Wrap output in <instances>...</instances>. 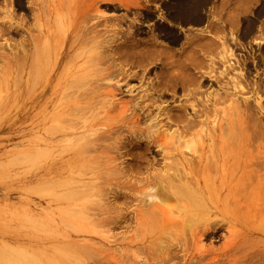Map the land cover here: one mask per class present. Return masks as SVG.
Returning <instances> with one entry per match:
<instances>
[{
	"label": "bare ground",
	"instance_id": "6f19581e",
	"mask_svg": "<svg viewBox=\"0 0 264 264\" xmlns=\"http://www.w3.org/2000/svg\"><path fill=\"white\" fill-rule=\"evenodd\" d=\"M34 1L36 2V0ZM48 1L50 2L51 7L50 10L48 9V16H45L44 19L45 21H49L50 24H57V26H54V31L56 28H60L55 32H52V29L49 26H46L47 28L45 30L40 29L41 25L36 23L37 20L34 19L36 21L33 22V24L36 23L34 29L37 28V31L40 29L38 31L39 36L45 34L47 39L45 38L46 40H43V38H40L41 41H44L42 43L40 39H37L39 36L30 37L29 43L32 44V49L31 52H29V56H26L27 54L24 55L23 58L17 60L18 62L14 60L17 63V66L18 63L19 66H23V62H25L28 70L26 72L30 81V84L28 83L29 87L33 85V88L34 86H37V81H43L41 91L38 95L33 96V100L30 101L32 102L33 109L32 138L30 143L32 153L30 154H32L31 156L34 158H31V161H38L42 155L45 157L47 152L51 151L50 147L53 146V143L56 141H59L60 143L63 142V144L64 141H72L76 147H67L69 153L68 155L66 154L68 158L65 163L67 161L69 164H71V162L76 163L78 160L77 170L72 166L68 168L44 167L45 169L42 172L51 175V177H58L62 174L75 175L74 173H78L76 175L80 178L88 177L86 179L88 182H83L79 185L78 191H81L82 189L83 192L88 191L89 189L90 191H98L100 195H102L101 198L104 194L103 191L108 187L111 188V186H113L114 188H124L122 191H125L126 189L128 192L121 191L116 194V191H118L116 190V195L112 194V205L106 203L109 205L106 206L104 203L103 209L98 207L101 205H98L97 207L101 210L93 209V207H91L92 211L94 210L96 212L97 210L99 213L98 216L100 215L99 217H101L100 222L97 223L99 224L98 226L106 227L104 225L108 226L111 224L113 226H118L125 222V216L118 213L121 216L115 214L117 215L116 218L109 217V211L111 212V209H116V207L125 205L128 198L131 199L133 197L132 199H134L135 193L132 194V191H134L135 188L133 186L129 187L125 178H135L143 174L144 172L142 171L146 169L149 170L150 166L147 161L148 159L145 158V154L147 151H150L152 147H155L159 152L158 154L162 156L161 159L165 162H162L164 166L161 165L163 166L161 168L163 170L158 169L160 171L152 172L153 176L150 174L153 182L158 181L159 187L155 191H149L146 195L144 194L147 191L142 195L139 193L141 196H146V199L144 197L145 201L142 202L143 204L141 202L139 204L142 205V207L138 205L140 208L134 213V218H132L134 219L133 222L135 221L134 224L138 227L139 232H136V228V234L129 235L125 238L123 237L121 244L114 242L113 245H118L119 247L125 246L131 251L134 249L135 253L133 254H135V256L140 250L142 258L139 264H264V155L261 162L257 157V155L262 156L259 154L256 155L257 158H253L254 160L250 157L245 158V153H248V144L250 146V142H252L251 139H254L250 138V135L253 136L251 133L253 129L248 135H244V133L241 132L242 129L239 126L242 125L245 118L237 123L236 119L239 116L237 118L234 117L237 112L240 113V111H237L239 109H237L234 111L236 113L231 115V118H233L232 120L231 118L229 119V127L225 130L227 128L226 121L224 122L225 113H221V115L224 116L223 118L218 113V116L222 119L218 118L216 113L218 110L214 108L218 102H221L220 99L223 98V96L218 97L219 95L215 93L212 98H209L204 96L200 91L211 70L210 66L205 62V57L208 49L214 48L215 45L212 42H204V37L199 39L196 48L200 58L198 64H193L191 62L194 57L192 52L193 42L191 38H187V35L184 36L185 40L182 42L183 49H181L183 50L182 55L184 57H182L184 60L182 58V62H180L174 59V53L169 49L162 48L154 50L158 44L155 42H146L144 44V40L142 42L141 39L140 41L136 37L135 39L134 36L130 34L131 32H129L120 36L122 40H120L117 45H112L113 47L110 46L111 48L108 46L110 50H107H109L110 53L107 54V56L104 54L101 56L98 54V49L101 48L102 40L100 39L101 41L98 42V32L96 31L98 23L95 21L100 17L103 19L104 16L102 17L97 14L99 17H93L90 10L88 8L85 9L86 6L82 8L85 10H81V12L78 13V0H72L74 1L73 3L69 1L71 6H68L71 8V11H67L64 14L60 13V11H63L64 9L63 0ZM205 1L206 0H198L197 2H191L189 0L178 1L171 7L174 11L172 12V9L170 10L171 13L168 15V18L170 21L179 22L185 25L186 23L199 24L202 20L200 10ZM18 4L22 5V1L19 0ZM68 6H66V9L68 8L69 10ZM168 7H170V5ZM257 12H255V14ZM41 14L42 13L40 12L38 16L41 17ZM109 19L110 18H106L105 20L109 21ZM112 20L114 19H110V21ZM230 20L235 19L232 18ZM22 22L25 24L24 21ZM253 22L248 20L244 26V37L242 39L248 37V34L251 33ZM37 24L40 25L39 28V25ZM45 24L50 25L48 22ZM15 25L12 26L16 27ZM261 25L263 26V23L260 24V26ZM12 26L10 25L11 28ZM22 27L24 26L22 25ZM28 27L27 29L29 30ZM261 28L260 30L258 29L260 33L257 31L258 35L255 36V38L260 40L257 41V45L261 44V40L264 39V27ZM23 29H25V27ZM28 30L25 29V31L30 34L28 35L31 36V33ZM31 31H33V29ZM136 33L138 32L136 31ZM114 34L117 35L118 33ZM118 35H120V33ZM165 35L167 36L168 34ZM170 37L172 42L177 43V35H171ZM21 44H23V42ZM21 44L20 46L22 47L23 45ZM102 45V47L106 49L105 46L107 45ZM241 48L244 47L241 45ZM262 48L264 49V44L262 45ZM222 49H224V47H222ZM107 50L105 51L107 52ZM20 54L23 56V50ZM239 55L240 56H238L236 60H233L234 64H229V68L231 70H235V67L236 69L238 68L236 71H239V74L237 75L242 81L240 82L244 84L246 83L245 81H250L249 79L246 80V75L249 77L248 74H246V72H248L247 68L245 71L246 64L249 63L248 61L246 63V60H248L246 58L248 56L245 57L244 54ZM257 59H259V57H257ZM19 61L22 62L21 65ZM5 63H8V61ZM19 66L18 70H21V72L18 73H20L19 76H21L24 66L22 68ZM13 68L15 67H12V69ZM262 68L264 69V64ZM154 69L157 70L155 71ZM194 70L199 73V77L194 76ZM9 73L11 72L9 71ZM150 73L152 74L151 79L146 77L148 76L147 74ZM27 74L25 75V80ZM251 80L252 82H249V85H251V92L258 97L257 101H255V98V105L253 106L257 110V113L262 114L261 110L263 105L259 101L260 98L257 93L262 89V92H264V83L260 78L257 79L256 77L254 81L253 78ZM134 81H137L138 86H135L134 83L132 84ZM245 86H247V84ZM34 91L37 90L35 89ZM178 91L181 94H179ZM177 93L182 99L179 101L177 100V103H179L176 104V106L172 105L171 108H168V104H165L166 100L169 99L170 102H174L177 99ZM46 95H48L49 98L52 97L60 101V103L59 101L57 102L59 103L57 107L58 109H56L57 115L55 112L53 113V119L51 118L52 121L56 119L58 121L56 122L59 123L60 126L56 123V127L51 128L52 123L49 119L48 121L51 123L49 126L50 128L48 127L49 129L46 126L45 113L44 111H40L41 108L40 106L38 107L37 102L38 98H44ZM197 95L202 98L199 102L194 100ZM124 97L128 98H125L126 100H124ZM191 101H196L197 103H192ZM188 103L189 105H187ZM235 103L237 104L238 102L236 101ZM235 103L233 102L234 105ZM40 105L42 104L40 103ZM55 105L56 104H54V106ZM50 107L52 108V106ZM45 108H48V106ZM252 108L253 107L251 106V109ZM97 109H102L103 112L100 111V113H105L103 114L104 116L99 114ZM188 110H190L189 114ZM211 112L214 114V118L210 123L208 122L210 126L205 130L201 127V129L193 131L192 127H194L197 122L198 124L202 123L203 120L200 118H207ZM40 113H42L41 115H44L42 118L43 120L40 119ZM241 113L243 112L241 111ZM106 115L109 116V121L107 120ZM189 115L190 117H188ZM250 115L251 114H249V116ZM48 116L51 115L48 114ZM240 116L242 115L240 114ZM252 119L254 120V118ZM54 122L53 126H55ZM224 124H226V128L223 129ZM238 124L240 125L238 126ZM170 126H176L182 131H178L176 136L168 135L165 132ZM255 128L258 129L259 127L255 126ZM244 130L245 128L243 127L242 131ZM123 131L126 132V136ZM176 132L177 130L175 133ZM122 133L124 135H122ZM175 133L172 132L171 134ZM202 136L209 137L208 144L199 143ZM186 137L188 138L184 140ZM245 140L248 144L243 142ZM70 142H67V145L65 146H70L71 144H68ZM262 142L264 143V140ZM254 144L255 142L251 145L253 148L256 147L253 146ZM62 147L63 146H61V148ZM253 148L251 149L253 150ZM249 151L251 152V150ZM60 152L63 153L62 150H60ZM261 152H259L258 149L257 153ZM124 155H127L126 158L130 157V159L128 158L129 161L126 160V162L128 161L129 163L127 162L126 167L119 168L121 165L119 166L117 162L120 161ZM252 156L255 157L254 153ZM61 160L59 161L64 163V161ZM32 163L33 162H31V164ZM119 164L122 163L119 162ZM123 164H125V162ZM179 164L182 165V168L179 167L181 168V173L179 170L175 169L177 167L176 165ZM46 165L48 166V163ZM117 165L119 166L118 169L115 168ZM176 170L179 172L178 174L176 173ZM37 180L36 182H38ZM78 180L79 182L81 181V179ZM141 180H143V178ZM174 180H176L175 183L173 182ZM155 182L153 183L154 185L156 184ZM132 187L134 189H132ZM155 187L156 186H154V188ZM216 189L222 191H213ZM92 191V195L96 194ZM101 192L103 194H101ZM77 193L81 196L80 192L75 191V194ZM81 194H86L81 196V198L84 197V200L80 199L78 201L81 202L80 205H83V208L85 207L82 209L86 211V209H88L86 206H90V201L87 202L89 204L86 203V201H88L86 199V197H88L87 192H81ZM72 195L70 197L75 198ZM96 195H98V193ZM135 199L137 200V198ZM142 200L143 198L141 201ZM82 201H85V206ZM170 203L173 205L171 204L172 206H170ZM167 204H169V207ZM79 209L80 208L78 207V211ZM92 211L86 212L89 214L91 212L92 215L94 214L93 217H96L97 214L95 215L94 211ZM79 213L80 212H78V214ZM87 213V216H83L80 213L82 217H79L80 214H75L82 220L85 218V220L89 219V221H91V217H88L89 215ZM103 215L105 216L102 217ZM98 216L94 218L97 222L99 221ZM16 217L13 218L15 219ZM27 218L28 217H24L23 219ZM30 218H28L30 221L23 220V223L29 222L30 225V222H36L32 217ZM41 222H39V225ZM36 223L38 227V222ZM45 224L46 223L43 225ZM35 226L36 225L34 224V227ZM68 226H71V224H68ZM33 228L31 230H34L35 232L41 230V227L38 230L35 229L36 227ZM93 228L94 226L92 228L90 227V229ZM25 229L27 228L25 227ZM44 229L46 230V228L42 226L43 231L41 230V233H44ZM90 231L94 232V230ZM47 232L49 231H45V233ZM97 232L98 234L100 233L99 231ZM13 233L17 234L16 231ZM25 233L26 231L24 234ZM103 234L101 232L100 235L105 237V234H107V237H109L108 233ZM21 236L24 237L22 234ZM27 239L30 240L29 237L26 238V240ZM37 243L38 242H36V244ZM54 243H56V241H54ZM5 246L6 249L10 248V246ZM26 248L27 247L23 250L27 251ZM16 249L15 251H19L21 248ZM9 250L11 251L12 249L10 248ZM52 250H54V248ZM55 250H57V252H60V250L63 251L62 248L60 250ZM116 250L119 249L116 248ZM41 251L39 254L42 255L39 256H32L33 254L31 253H28L31 256H24L21 255V251L20 253L14 252L15 255L12 253V256L10 252L5 255L3 251H0V253L4 254H0V264H76L78 260L75 261L76 255L73 254V256L75 255V258L72 257L70 254L71 251L62 252V254L65 255V258H63L64 256H62V258H60L61 256H49L46 255V253L43 254ZM24 253L26 254V252ZM68 253L72 258L66 257L69 256ZM131 256L133 257V255ZM107 258V255L102 253L98 258L91 260L90 264H110V261L108 262ZM88 260L90 261V259ZM118 262L112 261V264L123 263L122 260ZM81 263L87 264V261L86 263Z\"/></svg>",
	"mask_w": 264,
	"mask_h": 264
},
{
	"label": "rangeland",
	"instance_id": "374dc122",
	"mask_svg": "<svg viewBox=\"0 0 264 264\" xmlns=\"http://www.w3.org/2000/svg\"><path fill=\"white\" fill-rule=\"evenodd\" d=\"M18 1L19 0H0V248H1L0 251H3V253H5V255H7L8 252H10L12 254L14 252L20 253V251H21V255H24V256L25 255L29 256L30 254H28V253L33 254L32 256H39V255H42L39 253L41 250H43V251H45V252L41 251L43 254L46 253V255L57 256V257L61 256L60 258H62V256H64L63 258H65V255L62 254L63 251H66V252L71 251L70 254L72 255V257H74L76 255L75 261L78 259L77 263L80 262L79 264H84L81 262L86 263V261H87V264L88 263L90 264L91 260L98 258L99 255L103 253V254L107 255V257H108L107 259H108V262L110 261L109 262L110 264H112V261L118 262L121 260L123 261L122 264H136V263L139 264V262L141 261V258H142V256H141L142 254H140V252H141L140 250H139V252L137 251L138 253L136 252L137 253L136 254L137 257H136L135 254H133V253H135L134 249L131 251V250L127 249L125 246H120V247L118 245L114 246L113 243L115 242V243L121 244V240L123 239V237L125 238L129 235L136 234V232L138 231V227L135 226V224H134L135 221L133 222L134 219H132V218H134L133 217L135 215L134 213L137 212V210L140 208L139 206L142 207V205H139V204H140V202L142 203L145 201L144 197L146 199V196H144V195L148 194L149 191L150 192L155 191L159 187L158 181L157 182L154 181L157 184V185L156 184L154 185L153 179L151 177L153 176L152 172L163 170L161 168L164 166L162 164V162H164V160L161 159L162 156H160V154H158L159 152L155 147H152L150 151L146 152L145 158L148 159L147 161H148L149 166H150V167L148 166L149 170L146 169V170L142 171L144 173L139 175L141 177L137 176L135 178L134 177L125 178V181L128 182V184H129L128 186L129 187L133 186L135 188V190L132 191V194L135 193L134 199L137 198V200L132 199L133 197L131 199L128 198L126 200L125 205H121L120 207H116V209H114V208L111 209V212L109 211V214H111V215L108 214L109 217L111 216L113 218L117 217V215H115V214H118V213H120L121 215L123 214L125 216V218L127 219L126 220L124 218L126 223L124 222L122 224H119L118 226H113L112 224L108 225V226L104 225L106 227L98 226L99 224H97V223L100 222L101 217H99L100 215L98 216L99 213L97 210H96L97 213L94 210L93 211H94L95 215L97 214V216L99 217L98 222L96 219H94L97 216L93 217L94 214L92 215L91 212L89 214L86 211H92L91 207H93V209L101 210L104 208V203L106 206H109L110 204L112 205L111 200L113 199V195L120 193L122 191V189H124V188L115 187V188H117V189H115L113 186H111V188L114 189L113 190L110 187H108L107 189H105L103 191L104 194L101 192V194H103L102 198H101L102 195H100V193L98 191L96 192V191L91 190L93 193L94 192L96 194L98 193V195H96V194L92 195L90 189L89 190L87 189L88 191H85V192H87V196H88V197H86V199L88 200V201H86V203L90 201V206L87 205V204H89V203H87L86 207L88 209H86V211H85V210H83L85 207L83 208V205L81 206L80 205L81 202L78 200H80V199L84 200V197L81 198V196L86 195V194H81V192L82 193H85V192L82 191L83 189L81 191H78V187L83 182L87 183L88 181L86 179L88 177L80 178V177H78V175H76L78 173H74L75 175H73V174H62L58 177L57 176L51 177V175H47L44 172H42L45 168H50V167L68 168V167L72 166L73 168H75L77 170L78 160L76 163L71 162L72 165L69 164L68 161L65 163V161L68 158L67 157V155L69 153L68 148L71 146H72V148L76 147V145L73 144L72 141L71 142H70V140L67 141V142H70V143H68L69 145L71 144L70 146H65V145H67L66 141H64V144H63V142L60 143L59 141H56L53 144L55 146L56 145L57 146L55 147L53 145L54 147L53 146L50 147L51 151L47 152L48 157H47V155L45 157L42 155L44 157L43 158L40 155L41 158H39V160H38L39 162L35 161V160L31 161V158H33V156H31L32 154H30V153H32L30 143H31V138H32L31 133H32V122H33V119H32V116H33L32 110L33 109H32V102H30V101L33 100V98H34L33 96L38 95V93L41 91L42 86H43V81H41V80L37 81V83H36L37 86H34L33 87L34 89L32 88L33 85L31 87H29L30 81L28 79L29 77H28V74L26 72L28 70H27L25 62H23L24 67L21 65L22 60L19 61L21 66H19V63H18L19 67H21V68L23 67L25 69V70L22 69L23 71L21 73V76H19L20 73H18V72H21V70L20 71L18 70V66H17L16 62H18L17 60H20V58H23L24 55H26V54H27L26 56H29V54H30L29 52H31V49H32V46H31L32 44L29 43L30 37L39 36L38 31L40 29L45 30L47 28L46 26H49L53 32L54 31L53 29H55L54 26L55 25L57 26V24H55V23L50 24L49 21H45V19H44L45 16H48L47 14H48L50 7H51L50 6L51 4L48 0H36V2L34 0H31V2H30V0H21L22 1V5L20 4L21 6L18 4ZM63 1H64L63 2L64 9H63V11L61 10L60 13L64 14L67 11L68 12L71 11V8L69 7L71 5H70L69 1L71 3H73L75 0L74 1L63 0ZM178 1H182V0H178ZM178 1H176V0H174V1L173 0H78V13H80L81 10H85L86 8H88L93 17L98 16V15L102 16V17L104 16L103 19L100 17L98 20L95 21L98 23L97 27H96V31L98 32L97 38L99 39L98 42H100L102 40L101 41V48L98 49L100 52V53L98 52V54H100L101 56L103 54L105 56H107V54L110 53L109 52L110 48L117 45L120 42V40H122V38L120 36L125 35V33H129V32H131L130 34H132L134 36V38L136 37L139 41H140V39L142 40V42L144 40V44L146 42L147 43L155 42L156 44H158V46H156V48H154V50H158V49H162V48L163 49L164 48L169 49L171 52L174 53V59L177 61H180V62H182V58L184 57L182 55L183 50H181V49H183L182 42L185 40L184 36L187 35V38L188 37L191 38V40L193 42L192 52L194 54V57H193V60L191 59L192 60L191 62L193 64H198L199 58H200L199 54L197 53V48H196L197 41L199 39H201L202 37H204L205 38L204 42H206V43L212 42L215 45V47L208 49V52H207L206 57H205V62L207 65L210 66L211 70H210V73L208 74V78L206 77L207 79H206L203 87L200 89V91L203 93L204 96H207L209 98H212L215 93L217 95H219L218 97L223 96V98H221V99L218 98V99H220L221 102H218L219 104L217 103V105L214 108H216V110H218L216 112L218 118H221L220 116H218L219 114L221 115L222 112L225 113L224 122L226 121V124H227V126H226L227 128L225 127L226 124L223 125V129L226 128L225 130H227L229 127V122H230L229 119L231 118V115H234L233 113H236L234 111L239 109L237 111H240V113L237 112L236 115H234L235 118H237L239 116L237 118L238 120L236 119L237 123L241 122L244 118L245 119L242 122V125L239 126L241 124L240 123V124H238V126L241 127L242 130H243V127L245 128V130L246 129L249 130V131L248 130H246V131L241 130V132H243L244 135L250 134V132L253 129V131L251 132L253 136L250 135V138H254V139H251V141L253 142V140H254L255 144L253 146H256L255 148H253L251 145L254 142L253 143L250 142V146H251L250 147L246 140L243 141V142H246L248 144V153L246 152L247 154L245 153L246 156H244V157L245 158L250 157L251 159L258 157V159H260V162H261V160H263V158H264L263 157V155H264V151H263L264 150V147H263L264 143L262 142L264 139H261V138H264V131H263V129H264V110H263L264 109V94L263 93L264 92H262V90H263L262 89L257 93V95L259 94V98H260L259 101L263 105L262 110H261L262 114H261V113H257V110L253 106V105H255L254 102L257 101L258 97H256V95L252 94L251 89H250L251 85H249V82L250 83L252 82V80H251L252 78L254 81V79L256 77L257 79L260 78V80L264 83V69L262 68L263 64H264V49L262 48V45L264 44V39L261 40V42H262L261 44L257 45V41H260V40L255 38V36H257L258 33H260L259 32L260 28L264 27V0H206L204 2V5L202 6V8L200 10V13L202 16L201 22L199 24L186 23V25L181 24L179 22L170 21L168 18L169 17L168 15L171 13V11L172 12L174 11V9H172L171 7ZM183 1H187V0H183ZM189 1H191V2L196 1L197 2L198 0H189ZM169 5H170V7H168ZM66 6L69 7V10H68V8L66 9ZM84 6H86L85 9H82V8H84ZM34 12H38V13H34ZM40 12L42 13L41 17L38 16V14H40ZM255 12H257V13L255 14ZM31 13L33 15H36L37 17L33 16ZM100 14H102V15H100ZM42 16H43V18H42ZM104 18L105 19L110 18V19H114V20L110 21V19H109V21H106ZM232 18H234L235 20H230ZM32 19L33 20L36 19L37 22L35 20L33 21ZM38 20H40V21H38ZM248 20H250L252 22L254 21L252 29H251V33L248 34V37L242 39L244 37L243 29H244V26L246 25V23L248 22ZM22 21H24L25 24H23ZM33 22L39 23L41 25V27H40V25L37 24V25H39L38 28L40 27V29L38 31L36 30L37 28L34 29V26H36L35 25L36 23L33 24ZM47 22L50 25L45 24ZM262 23H263V26L262 25L260 26V24H262ZM9 24L11 26L16 24L15 25L16 27L12 26V28H11ZM43 24H44V26H43ZM102 24H104V25H102ZM17 25L21 26V27H18ZM22 25L25 27L26 30H28L27 27L29 26L28 31H30L31 36H29L30 34L27 31H25V29H23L24 27H22ZM160 26H161V28H160ZM31 27H33V28H31ZM58 28H60V27H58ZM58 28H56L55 31H57ZM30 29L31 30L33 29V31H31ZM35 30L37 33L35 32ZM132 31H134V32H132ZM136 31L139 34L136 33ZM257 31H258V33H257ZM114 33H118V34L120 33V35H118V34L115 35ZM122 33H124V34H122ZM165 34H168V35L166 36ZM171 35H177V37H178L177 43H174V42H172V40H170ZM43 36L41 35L37 39L43 38V40H46L47 37L45 36V34H43ZM41 39H40V41H41ZM118 39H119V41H118ZM40 41H38V42H40ZM22 42H23V44H21ZM41 42L43 43L44 41H41ZM40 43H39V45H40ZM238 43H239V45H238ZM20 44L23 46L21 47ZM28 44H29V46H28ZM102 44L107 45V46L104 45L106 47V49L102 47L103 46ZM241 45L244 48H241ZM108 46L109 47L111 46V47L109 48ZM222 47H224V49H222ZM21 48L23 50V56H22V54H20L22 52ZM258 48H259V50H258ZM102 49H105V50L109 49V50H107L108 53ZM26 50H27V52H26ZM243 50H245L247 52H245ZM238 53L244 54L245 57H247V56L249 57V58L248 57L246 58V59H248V60H246V63H247V61L249 63L252 62L251 64L247 63L246 67H245V71L247 68V70L249 72V73L246 72V74H248V76H249V77H247V75H246V80L247 79L250 80V81L247 80L248 83H247V81H245L246 83H244V84L241 83L242 81L240 80V77L237 75V74H239V71L238 72L236 71L238 68L236 69V67H235V70H231L229 68V64L230 63L234 64L233 60H236L237 57L240 56ZM15 54L18 56V58ZM196 57H197V59H196ZM257 57H259V59H257ZM14 60H16V62ZM183 60H184V58H183ZM7 61L9 63V65H8V63H5ZM12 67H15V68L12 69ZM5 69H6V71H5ZM154 70L156 71L157 69H154ZM9 71L11 73H9ZM251 71H252V73H251ZM3 72H4V74H3ZM5 72H7V73H5ZM193 72H194V76L199 77V73L196 70H194ZM26 74H27V76H26V80H25ZM147 75H148V76H146L147 78H150V79L152 78L151 73L147 74ZM149 76H151V77H149ZM251 76H253V77H251ZM209 80H212V81H209ZM27 81H29V82H27ZM133 83L135 86H138L137 81L132 82V84ZM246 84L248 87L245 86ZM35 89L37 91H34ZM178 93H179V91H178ZM178 93H177V99L174 102L171 101L172 102L171 103L169 99H168L169 101L166 100L165 104H168L167 105L168 108H171L172 105L176 106V104L179 103V102L177 103V100L179 101L182 99L179 97L180 96L179 94H181V93H179V94ZM46 96H45L46 98L44 97V98H38L37 99L38 107L40 106V108H41L40 111H42V112L44 111V113H45L44 115H45V119H46L45 121H46L47 128L50 126L51 123H52L51 128L56 127V123L58 121L55 119L54 120L55 122H54L51 120V118L53 119V116H54L53 113L56 112V115H57L56 109H58L57 107H58V104L60 103V101L58 99H55L52 97L49 98L48 95H46ZM125 98L126 97H124V100H126L128 97L126 99ZM235 98H237V99H235ZM255 98H256V100H255ZM51 100H53V101H51ZM194 100L199 102L202 100V98L199 95H197ZM58 101H59V103H57ZM196 101H194V102L197 103ZM236 101L238 102L237 104L235 103ZM194 102H192V103H194ZM233 102L235 103V105L233 104ZM40 103L42 105H40ZM44 103H46V104H44ZM248 103H249V105H248ZM54 104H56L57 106L56 105L54 106ZM187 105H189V103ZM250 105L255 110L253 108L251 109ZM47 106H48V108H45ZM50 106H52V108ZM235 106L236 107L238 106L239 108L238 107L236 108ZM247 106H248V108H247ZM97 110H98L97 112L99 114H102V115L105 114V113H100V111L103 112L102 109H97ZM221 110H223V111H221ZM243 110H245L248 115ZM241 111L243 113H241ZM189 112H190V110H188V114H189ZM41 114L42 113H40V119H42L44 117V115H41ZM48 114L51 116H48ZM240 114L242 116H240ZM249 114H251V115L249 116ZM109 115H111V114H109ZM103 116H101V117H103ZM106 116H107V120H108L109 116L108 115H106ZM224 116H222V118ZM188 117H190V115ZM240 117H242V118H240ZM213 118H214V114L212 112L210 113V115H208L207 118H205V117L200 118L203 120L202 121L203 124L202 123L198 124V122H197V124L194 127H192L193 128L192 130L196 131V130L201 129V127L205 130L208 126H210L209 123L213 120ZM232 118H231V120H232ZM252 118H254V120ZM53 122L55 123V126H53ZM57 125H59V123H57ZM255 126L259 127V128L257 129V128H255ZM176 130H177V132L175 133ZM178 131L181 132L182 130L180 131V129L177 128L176 126H173V127L170 126L169 128H167L165 133L168 135L170 134L171 136H174V135L176 136L178 134ZM172 132L175 134H171ZM123 133L126 136V132L123 131ZM123 133H122V135H124ZM258 134H260L261 136ZM187 138L188 137H186L184 140H186ZM199 143L208 144L209 143V137L202 136L201 139L199 140ZM61 146H63V147L61 148ZM65 148H66V150H65ZM251 148H253V150ZM260 148H261V151H263V152L260 151ZM254 149H256V150H254ZM258 149H259V152H261V153H257ZM60 150H62L63 153H61ZM249 150H251V152ZM59 152H60V154H59ZM253 153H254L255 157L252 156ZM257 154L262 155V156H258ZM50 155H51V157H50ZM64 155H66V156H64ZM256 155H257V157H256ZM126 157H127V155L126 156L124 155V157H122L120 159V161L117 162V164L119 166L121 165V167H119L117 165V167H115L116 169H118V167L123 168V167L127 166V162L129 161L130 157H128L129 159ZM259 157H261V158H259ZM45 158H47V159H45ZM59 160L64 161V163L60 162ZM126 160H128V161L126 162ZM30 161L33 163L31 164ZM119 162L122 164L125 162V164H123V166H122V164H119ZM34 163H35V165H34ZM47 163H48V166L46 165ZM176 164H178V163H176ZM161 165H163V166H161ZM174 165H175V163H174ZM176 166H175L176 167L175 169L179 170V172L181 173L180 169L182 168V165L179 164ZM179 167H181V168H179ZM158 169H160V170H158ZM177 170H176V173L178 174L179 172ZM43 176H45V177H43ZM48 177H50V178H48ZM144 177H145V179H144ZM142 178H143V180H141ZM37 179H39V180H37ZM78 179H81L82 182L81 181L79 182ZM36 180L39 183L36 182ZM149 180H151V181H149ZM173 182L175 183L176 180H174ZM154 186H156V187L154 188ZM133 187H132V189H134ZM116 190H118V191H116ZM217 190L222 191L220 189H216L213 191H217ZM75 191L80 192L81 196H79L78 193L75 194ZM138 191H140V192H138ZM223 191H226V190H223ZM246 191H249V190H246ZM122 192H128V191L125 189V191L123 190ZM73 193L75 194V196ZM89 193H90V195H89ZM139 193L141 195L143 193H145V194L143 196H141ZM71 195L74 196L75 198L70 197ZM100 198L103 200H101ZM142 198H143V200L141 201ZM106 199H107V201H106ZM45 201H46V203H45ZM108 201H110L111 203ZM84 202L82 201V203L85 206ZM106 203H108L109 205ZM171 204L172 203H170V206L173 205V204L172 205ZM98 205H101V206H98ZM168 205L169 204H167V206ZM97 206L101 209H99ZM78 207L80 208L79 211H78ZM94 207H96V208H94ZM135 208H137V209H135ZM82 210H83V212H82ZM109 210H110V208H109ZM10 212H12V213H10ZM78 212H80L83 216H87L86 215V213H87L89 215L88 217H91L90 218L91 221H89V219L85 220V218H84V220L80 219L79 217L80 216L82 217V215L80 213H79L80 214L79 215ZM14 213H16L17 215ZM75 213L78 214L79 217H78V215L76 216ZM11 214L13 215V217L17 216L16 217L17 219L16 218L14 219ZM44 214H45V216H44ZM120 214H118V216H121ZM104 216L105 215H103L102 217H104ZM24 217L25 218L26 217H28V218L32 217L33 220L38 222V225H39V222L42 221L39 225L41 228L39 226L37 227V223L36 222L34 223V221L30 222V225H29L28 221H30L31 218L30 219H28V218L23 219ZM92 217L94 220L92 219ZM23 220H25V221L28 220L27 221L28 223H26V222L23 223ZM87 221H89V222H87ZM90 222H92V223H90ZM32 223H34L36 225L35 226L36 228L34 227V224H32ZM44 223H46L47 225L46 224L43 225ZM24 224H25V226H24ZM27 224H28V227H27ZM68 224H71V226H68ZM41 225L46 228V230L44 229L45 231H49V232L45 233V231H44V233L43 232L41 233V230H42ZM46 226L49 228H47ZM93 226H94V228L90 229V227L92 228ZM25 227L27 229H25ZM33 227L36 230H38L39 228L41 230L40 231L38 230V232L37 231L35 232L34 230H31ZM136 228H137V230L135 232ZM90 230H94L95 234L97 231H99L100 233L98 234V232H97V234L95 235L94 232L93 231L91 232ZM15 231L18 234V236H17V234L13 233ZM25 231H26V233L24 234ZM103 231H104V234L108 233L109 237H107V234H105L106 238L104 236L100 235L101 232L103 234ZM21 234L24 235V237H22ZM28 237L30 238V240L29 239L26 240V238H28ZM5 239L6 240L8 239V240L6 241ZM35 241L38 243L36 244ZM48 241H51V242H48ZM52 241H53V243H52ZM54 241H56V243H54ZM66 243H67V246H66ZM14 244H15V246H14ZM35 244L38 246H36ZM5 245H7L8 247L10 246V248L13 251L11 250L12 251L11 252L9 250L10 248L6 249L7 247ZM45 245H46V247H45ZM70 245H71V247H70ZM14 247H15V249L16 248H21V249L19 251H15ZM25 247H27L26 248L27 251L23 250V249H25ZM60 247L62 248L63 251L60 250L61 249ZM53 248H54V250L59 249L60 252H57V250H55V251L52 250ZM116 248H118L119 250H116ZM37 249H40V250H37ZM108 249H110V250H108ZM35 251L37 252V254ZM24 252H26V254ZM32 252H34V253H32ZM131 252H132V254H131ZM3 253H0V254L4 255ZM64 254H65V252H64ZM70 254H69V256H66V257L72 258ZM73 254H75V255L73 256ZM77 254H78V257H77ZM14 255H15V253H14ZM131 255H133V257ZM12 256H13V254H12ZM134 256H135V260H134ZM88 259H90V261Z\"/></svg>",
	"mask_w": 264,
	"mask_h": 264
}]
</instances>
